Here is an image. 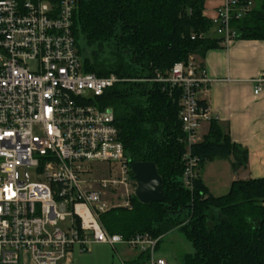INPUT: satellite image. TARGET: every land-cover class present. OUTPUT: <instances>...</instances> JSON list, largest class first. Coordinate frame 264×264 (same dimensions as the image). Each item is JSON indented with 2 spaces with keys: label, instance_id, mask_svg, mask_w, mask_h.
I'll list each match as a JSON object with an SVG mask.
<instances>
[{
  "label": "built area",
  "instance_id": "built-area-1",
  "mask_svg": "<svg viewBox=\"0 0 264 264\" xmlns=\"http://www.w3.org/2000/svg\"><path fill=\"white\" fill-rule=\"evenodd\" d=\"M55 1L0 0V264H67L75 249L90 253L96 244L125 246L146 254L148 264H167L154 258L159 239H125L100 221L112 209H132L136 197L114 111L97 105L125 80L86 71L73 32L78 0ZM210 4L204 16L228 48L238 36L231 23L255 3ZM152 81L169 94L181 91L182 183L192 191L201 162L193 148L204 139L203 124L217 119L202 104L209 93L206 70L191 56ZM256 83L257 96L264 75ZM105 168L109 175L102 177Z\"/></svg>",
  "mask_w": 264,
  "mask_h": 264
},
{
  "label": "trees",
  "instance_id": "trees-1",
  "mask_svg": "<svg viewBox=\"0 0 264 264\" xmlns=\"http://www.w3.org/2000/svg\"><path fill=\"white\" fill-rule=\"evenodd\" d=\"M211 1L78 0L73 32L86 71L125 80L108 89L97 105L114 111L129 164L154 163L164 192L163 202L146 205L133 197L132 209H112L100 221L110 234L125 239L149 234L158 244L179 229L193 247L181 264H264V178L234 181L220 197L211 195L199 176L194 189H186L181 91L169 94L152 81L191 56L205 68L207 52L222 48L223 38L204 16ZM243 1L255 6L231 23L237 40L264 41V0ZM193 153L200 169L216 159L231 160L234 170L248 165V150L233 143L217 119Z\"/></svg>",
  "mask_w": 264,
  "mask_h": 264
},
{
  "label": "crops",
  "instance_id": "crops-1",
  "mask_svg": "<svg viewBox=\"0 0 264 264\" xmlns=\"http://www.w3.org/2000/svg\"><path fill=\"white\" fill-rule=\"evenodd\" d=\"M43 1L50 5L56 2ZM204 67L209 80L205 101L211 113L229 132L232 142L247 149L249 154L245 169L234 170L231 160H215V196L220 197L229 192L234 181L264 178V85L259 95L254 93L256 79L264 75V41L236 40L228 48L208 51ZM208 130L209 124H203L204 136ZM199 177L205 184L201 173ZM209 192L211 194L210 189ZM179 231H171L160 243ZM108 247L96 244L90 253H85L91 254L90 264H148V256L137 250L125 246L110 250ZM83 254L75 249L67 264H75L76 258H83ZM162 259L159 254L158 260Z\"/></svg>",
  "mask_w": 264,
  "mask_h": 264
},
{
  "label": "rangeland",
  "instance_id": "rangeland-1",
  "mask_svg": "<svg viewBox=\"0 0 264 264\" xmlns=\"http://www.w3.org/2000/svg\"><path fill=\"white\" fill-rule=\"evenodd\" d=\"M210 5L212 4H209V6ZM107 54L108 52H106V55ZM103 172L104 173L102 177H107L109 175V171L107 168H105ZM200 173H201V177L204 178L205 184L210 189L211 194L213 196L217 195V192H215V160L207 162L205 167L199 170V175ZM30 176H31V181H38L35 173H31ZM108 248L110 250L113 249L111 246H109ZM191 253H193V247L191 242L188 240L185 233L179 231L174 233V235H170L169 237L165 238L159 244L158 250L156 251L154 258L155 260H158V255L160 254L163 257L162 260H164L168 264H181V258L184 255ZM90 255L91 254L84 253L83 258L80 259L76 258L75 264H90L92 261Z\"/></svg>",
  "mask_w": 264,
  "mask_h": 264
},
{
  "label": "water",
  "instance_id": "water-1",
  "mask_svg": "<svg viewBox=\"0 0 264 264\" xmlns=\"http://www.w3.org/2000/svg\"><path fill=\"white\" fill-rule=\"evenodd\" d=\"M137 183L135 196L141 204L164 201L162 178L154 163H134L131 166Z\"/></svg>",
  "mask_w": 264,
  "mask_h": 264
}]
</instances>
